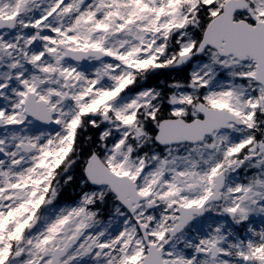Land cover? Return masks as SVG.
Wrapping results in <instances>:
<instances>
[{
	"label": "snow or ice",
	"instance_id": "6c2138e0",
	"mask_svg": "<svg viewBox=\"0 0 264 264\" xmlns=\"http://www.w3.org/2000/svg\"><path fill=\"white\" fill-rule=\"evenodd\" d=\"M0 264H264V0H0Z\"/></svg>",
	"mask_w": 264,
	"mask_h": 264
}]
</instances>
